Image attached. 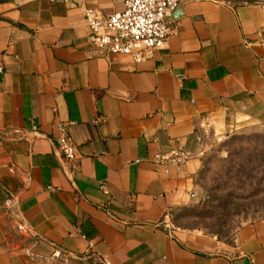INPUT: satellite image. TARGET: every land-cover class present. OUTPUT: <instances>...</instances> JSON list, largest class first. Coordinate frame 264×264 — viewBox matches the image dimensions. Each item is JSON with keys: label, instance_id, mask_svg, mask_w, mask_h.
<instances>
[{"label": "crops", "instance_id": "crops-1", "mask_svg": "<svg viewBox=\"0 0 264 264\" xmlns=\"http://www.w3.org/2000/svg\"><path fill=\"white\" fill-rule=\"evenodd\" d=\"M83 6L123 2H0V264H264V218L226 242L170 217L207 132L264 122V0H183L140 62L95 48Z\"/></svg>", "mask_w": 264, "mask_h": 264}, {"label": "rangeland", "instance_id": "rangeland-1", "mask_svg": "<svg viewBox=\"0 0 264 264\" xmlns=\"http://www.w3.org/2000/svg\"><path fill=\"white\" fill-rule=\"evenodd\" d=\"M170 217L177 227L226 242L243 224L264 218V122L207 132L195 196Z\"/></svg>", "mask_w": 264, "mask_h": 264}, {"label": "built area", "instance_id": "built-area-1", "mask_svg": "<svg viewBox=\"0 0 264 264\" xmlns=\"http://www.w3.org/2000/svg\"><path fill=\"white\" fill-rule=\"evenodd\" d=\"M182 1L122 0V9L109 15H104L94 7L83 6L85 21L90 28L89 42L101 51L127 54L137 62L143 61L155 50L165 46L172 32V13ZM55 142L65 161L77 158L76 145L65 123L59 125ZM158 158L171 163H181L187 155L172 151L158 155ZM6 204L11 205L12 198H8ZM20 230H24V227L20 226Z\"/></svg>", "mask_w": 264, "mask_h": 264}, {"label": "trees", "instance_id": "trees-1", "mask_svg": "<svg viewBox=\"0 0 264 264\" xmlns=\"http://www.w3.org/2000/svg\"><path fill=\"white\" fill-rule=\"evenodd\" d=\"M2 1H4V0H0V2H2ZM220 239V238H219Z\"/></svg>", "mask_w": 264, "mask_h": 264}]
</instances>
